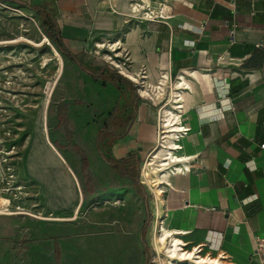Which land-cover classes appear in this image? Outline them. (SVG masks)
<instances>
[{"label":"crops","instance_id":"1","mask_svg":"<svg viewBox=\"0 0 264 264\" xmlns=\"http://www.w3.org/2000/svg\"><path fill=\"white\" fill-rule=\"evenodd\" d=\"M162 7L165 18L144 19L146 9ZM14 8L33 17L46 38L33 9L53 16L62 44L77 59L93 64L105 51L107 63L118 72L128 79L141 75L149 91L156 87L158 95H138L133 122L109 146L114 159L135 152L142 161L149 154L163 109L182 79L185 86L176 95L179 111H174L181 130L170 129L178 134L176 147L167 149H175V156L167 153L170 171L156 170L162 178L160 201L151 192V212L184 249L200 247L205 263L264 264V0H0V41H6L0 52L16 51L9 42L14 26L19 35L39 38L25 18L11 17ZM115 42L118 46L111 45ZM182 166L188 171L177 169ZM66 173L55 177L61 187L55 196L49 194L52 209L39 212L65 214L59 196L72 201ZM140 181L147 186L142 177ZM15 197L0 164V264H59L60 253L81 264H143L136 227H97L79 245L73 216L31 217L17 211ZM27 234L52 240L23 242ZM63 234L68 237L59 239ZM52 247L55 255L48 251Z\"/></svg>","mask_w":264,"mask_h":264},{"label":"rangeland","instance_id":"2","mask_svg":"<svg viewBox=\"0 0 264 264\" xmlns=\"http://www.w3.org/2000/svg\"><path fill=\"white\" fill-rule=\"evenodd\" d=\"M15 9H11V17L25 18L26 22L37 30L39 37L36 40L28 35H19L18 25L14 26L11 33L15 37L11 40L16 41L11 43V47L16 51L0 52V164L11 179V188L16 194L15 206L19 207L17 211L24 210L23 213L31 217L73 216L71 224L76 227L74 230L79 245H83L87 236L94 234L97 227L103 230L119 225L134 226L141 235L144 225L148 258L143 247V264H151L154 246L149 239V233L152 240L153 223L157 220L150 209L152 190L148 184L146 186L141 183L140 167L148 156L150 160L156 153L160 142H155L153 149L136 167L125 165L123 170L110 168L95 147L96 132L115 106V116L119 120L128 118L133 106L131 92L122 85L104 84L89 78L49 42L62 59V68L58 72L57 58L48 43L36 46L20 40L25 38L36 43L43 34L40 33L33 17L22 9L17 10H21L23 14ZM12 19L11 24H17V20ZM100 53L97 58L108 62L109 54L105 51ZM65 101L70 103L66 105V112L61 120L58 117V103ZM75 101L80 103L75 104ZM45 138L53 145L55 142L61 147L57 150L63 164L49 149L53 156L47 150ZM166 139L165 137L164 140ZM70 143L76 144L85 153L90 177H83L80 158L70 152ZM101 145L106 157L114 158L106 139ZM54 157L62 165L57 163ZM66 172L70 176L68 185L72 201L68 202L66 197L59 196L63 198L59 210L65 214L39 212L46 207L48 211L52 209L50 201L47 200L50 198L49 194L55 196L56 190L61 187L56 184L55 177H66ZM76 181L81 196L83 189L87 191L82 200ZM78 200L80 204L76 208ZM67 235L63 234L59 239L67 238ZM21 240L51 241L52 238H32L27 234ZM167 245L166 243L165 247ZM165 247L159 251L162 261L166 259ZM48 251L53 255L56 253L54 247ZM59 258V264H81L78 258L67 259L66 256H61V253Z\"/></svg>","mask_w":264,"mask_h":264},{"label":"trees","instance_id":"3","mask_svg":"<svg viewBox=\"0 0 264 264\" xmlns=\"http://www.w3.org/2000/svg\"><path fill=\"white\" fill-rule=\"evenodd\" d=\"M34 16L39 19L40 27L42 28L44 34L49 39L50 43L54 45L59 53L65 57L66 59L73 62L80 71L87 75L89 78L93 79L94 81H101L104 84L109 85H122L126 89L131 92V97L133 100V106L130 115L125 120H119L115 116L116 106L113 108L112 112L108 115L107 119L103 123V125L97 130L95 136V146L97 150L102 155L106 164L112 168L113 170H123L125 165L134 166L136 167L140 162L141 159L138 154L135 152H129L122 160H116L114 158L106 157V155L102 152V145L101 142L106 139L107 146H111L112 142L116 139L122 138L135 117L137 111L136 103L140 100L136 89L133 83L117 69H115L111 64L98 60L92 59L91 61L93 64H86L85 62L77 59L73 56L70 52H68L61 41L60 31L56 21L54 20L53 16H51L48 12L43 10L33 9ZM70 102H60L58 103V117L62 120L64 113L66 112V105ZM75 104H79L80 101H75ZM57 148H61L54 142ZM69 150L73 154H76L80 158L81 163V170L83 172V177H90L89 172L87 170L88 160L85 153L74 143L69 144ZM135 183L138 185L137 180L135 179ZM82 184V182H81ZM143 194V192H142ZM87 195L86 189L82 190V196L85 197ZM141 243L145 249V253L148 258L147 254V243L144 239V225L141 228ZM56 259L58 261V253L56 254Z\"/></svg>","mask_w":264,"mask_h":264},{"label":"bare ground","instance_id":"4","mask_svg":"<svg viewBox=\"0 0 264 264\" xmlns=\"http://www.w3.org/2000/svg\"><path fill=\"white\" fill-rule=\"evenodd\" d=\"M16 12L20 13V14H23V12L21 10H17L15 9ZM136 11V10H134ZM134 13V12H133ZM20 40H23L25 42H29V43H32L36 46H41V45H44L47 43L49 44V48L51 50V52L54 53V55L56 56L57 58V61H58V72L61 71V68H62V59L60 57V55L57 53V51L54 49V47H52V45L49 43L48 39L42 35L41 38H40V41L39 42H31L25 38H21ZM16 40H11L9 42H14ZM2 42H6V41H2ZM8 42V41H7ZM110 47L109 50H113L111 48V45L108 46ZM115 56V55H114ZM112 59V58H111ZM113 62V61H112ZM117 66V65H115ZM119 67V65H118ZM121 70L122 72L123 69H119ZM127 74V73H125ZM128 75V74H127ZM130 78L134 79V80H138L137 77H132L130 75H128ZM180 84H179V83ZM178 82L176 83V88L174 90V94L172 92V98H171V102H169L163 109V116H162V122L163 124L166 126L165 128L166 129H173L175 131H180L181 130V127H180V124H179V120L177 118V115L174 111H179V108H178V105L176 104V101H177V97L176 95L180 93V90L184 88V84L182 83V79L180 78L178 80ZM55 83V79H54V82ZM145 87V88H144ZM144 90H142L143 93H147L148 95L151 94V95H158V91L154 88V90H148L147 89V86L144 85ZM153 88V87H152ZM168 100V99H167ZM172 124V125H171ZM171 134V135H170ZM178 133H168L166 135V140L163 141L161 143V146L158 148V150L156 151V153H154V155L151 157V160H155L156 157H157V154H169V157L172 156V158H174L175 156V149L174 150H167L166 148L168 147V149H171L173 147H176V143L173 141V138L174 136H176ZM45 143L47 145V148L54 154V156H56L59 161L62 162L63 164V160L61 158V155L60 153L58 152V150L47 140V138H45ZM166 147V148H165ZM155 151V150H154ZM170 151V152H169ZM183 156V155H182ZM184 158V157H183ZM178 160H181V158H177ZM185 159V158H184ZM170 161V159H168ZM173 161V160H172ZM60 162V163H61ZM145 172V174H144ZM158 171H156V168L153 167V166H148L146 165V170L143 171L142 175H144V181L146 184L149 185V188L152 190V192L154 193L155 195V198H156V201L159 202L160 201V194H159V183L161 181L162 178H160L157 174ZM176 172V171H175ZM165 173V172H164ZM172 173V172H171ZM2 213V212H1ZM168 240V241H167ZM169 242V244L165 247V244ZM152 243H153V246H154V254H153V257H152V260L151 261L152 263L151 264H164L162 259L160 258V253L159 251H161L160 249L165 247V250H166V253L171 256V257H181V252L183 249H180V240L177 238V236H173L168 230L164 229L162 226H161V223L160 222H157L155 221L153 223V231H152ZM195 260H206L205 258H202V257H197V259ZM166 263V262H165ZM170 263H174V261H171Z\"/></svg>","mask_w":264,"mask_h":264},{"label":"built area","instance_id":"5","mask_svg":"<svg viewBox=\"0 0 264 264\" xmlns=\"http://www.w3.org/2000/svg\"><path fill=\"white\" fill-rule=\"evenodd\" d=\"M141 1L142 0H140V2ZM132 8L134 10H137V9H139V5L135 4ZM164 12H166V9L164 7H162L161 9H159L156 12L153 10H147L146 9L145 12L143 13V17L145 20H148V21H154L156 19H163L167 16L166 14H164ZM111 45L112 46H118V42L112 43ZM142 79H143V77L141 75L138 78V80H134V79L129 77V80L135 86H137V88H136L137 94L141 98H147L148 95L146 93H143L142 90H140L141 88L144 87V82ZM157 89H159V86ZM165 127L166 126L163 124L162 118H161L160 125L157 129V132H156V141H157V143L160 142V146H161V143L163 141H165L164 138L166 137V135L168 133H172V131L170 129H166ZM175 138H177V136ZM261 148H264V145H261ZM166 149H168V148H166ZM148 157L145 160V162L142 164L141 171H140V177H142L143 180H144V175H142V173H143V171L146 170V165L155 167L156 170L161 171V174L170 169V167L167 163V160L169 158L167 154H164V156L161 157V159L158 156L153 161L151 159L149 160ZM177 169L179 171H184V172L188 171V167H186V166H182L181 168H177ZM177 169H174V170H177ZM144 174H145V172H144ZM180 249H183L181 252V254H182L181 257H171L166 253V250L164 249L165 257L168 260L167 264H172V263H170V261H174L173 264H175V262H187V263H192V264H220L221 263V262L218 263L217 260H215V261L209 260L207 263H205L208 260L206 258H205L206 260H200V261L195 260V259H197L198 256H200V252H201L200 247L196 246V247L192 248L191 250H186L183 248V246H180Z\"/></svg>","mask_w":264,"mask_h":264}]
</instances>
